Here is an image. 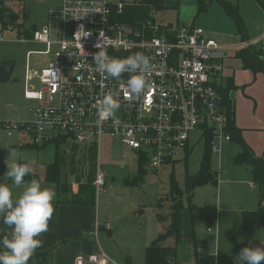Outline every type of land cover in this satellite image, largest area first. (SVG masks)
Masks as SVG:
<instances>
[{
    "label": "built area",
    "instance_id": "built-area-1",
    "mask_svg": "<svg viewBox=\"0 0 264 264\" xmlns=\"http://www.w3.org/2000/svg\"><path fill=\"white\" fill-rule=\"evenodd\" d=\"M131 1L65 0L57 14L50 15L49 23L34 29L28 40L47 46L39 53L51 54L54 45L57 50L46 64L32 68L28 63L25 97L38 101L31 108L33 118L2 123L9 136L29 135L36 146L63 136L86 146L96 145L97 191L106 182L100 158L105 134L137 159L145 156V167L155 170L191 153L195 133L199 134L195 143L203 141L204 148L210 145L212 155L219 157L232 142L218 85L232 48L208 36L194 22L163 23L154 7L142 18L125 20ZM4 29L0 21V39ZM85 33L89 35L83 37ZM99 50L120 59L137 52L148 56L152 70L145 90L137 96L127 87V80L137 73L125 72L119 79L101 74L93 60ZM34 53L30 51L29 57ZM33 80L40 83L39 89L32 87ZM109 92L119 93L121 108L114 117L97 123L99 101ZM221 170L219 165L218 178ZM100 226L97 221L95 233ZM104 227L110 229L109 224ZM75 264L118 263L99 251L77 256Z\"/></svg>",
    "mask_w": 264,
    "mask_h": 264
},
{
    "label": "rangeland",
    "instance_id": "rangeland-1",
    "mask_svg": "<svg viewBox=\"0 0 264 264\" xmlns=\"http://www.w3.org/2000/svg\"><path fill=\"white\" fill-rule=\"evenodd\" d=\"M64 1L24 0L21 3H9L12 15L17 16L15 21L20 27L5 28L3 38L0 39V66L12 65L9 78L3 80L0 77V182L3 181L10 186L12 181L6 176L7 165L35 160L37 165L32 169V173L37 175V180L43 185L51 186L56 191L55 184L45 179L47 166L55 160V144L29 148L27 145L32 144L33 141L29 135L16 133L14 136H9L2 123L30 121L33 118L31 108L36 107L38 101L25 97V75L28 63L32 68L46 64L54 56L57 47L53 46L51 54L39 53L47 49L46 44L29 41L23 31H33L49 23L50 15H56ZM223 1L237 7L246 28V39L242 36L236 18L224 6ZM160 16L165 24H187V21L181 20L180 11L174 9L161 11ZM192 21L207 33H211L217 41L227 44H239L241 40L248 41V39L251 41L264 33V9L258 0H211L208 10L196 12ZM52 38L57 37L52 36ZM255 47L264 52V40ZM30 51L35 53L29 57ZM227 67L225 75L237 76L236 83L239 87L236 95L244 85L250 91L243 94V99L240 98L242 103L240 114L243 121L245 122V119L247 120L255 111L257 99L251 91L260 98L258 102L261 104L260 111L263 113L264 70L252 72L245 68L242 60L236 56L227 61ZM31 85L34 89L40 88V83L36 80H33ZM197 139L199 134H193L190 144L194 148L187 163L185 157H181L174 164H166L160 169L145 167L146 173L143 179L136 182L135 178L138 175L136 154L107 134L103 136L100 158L104 165L106 182L96 192L95 202L99 220L110 226V230L104 227L99 228L100 242L109 253L108 256H112L121 264H124L126 259H131L132 264H145L147 247L170 222L169 219L160 218L161 215L169 214L167 205L159 206L160 198L169 195L172 177L176 179L179 187L185 190L186 172L194 174L199 169L204 143L203 141L195 143ZM68 140L67 144L60 147L61 154L71 162L67 163L63 170L62 179L67 181L64 182L62 193L59 194V198L63 200L68 197V186L75 190V193L79 191L81 181H86V170L91 161L88 158L90 151L86 149V145L79 144L72 138ZM75 143L76 149L72 148V144ZM239 148L240 145L235 141L229 149L225 148L221 156V165L220 157L212 156L211 169L217 173L220 165L223 173L218 185L207 183L197 187L192 197L193 204L199 209L194 226L198 243H191L186 238L180 241L169 238L166 241V245L178 247L176 264H234V257L248 246L243 236L241 211L250 209L243 206L250 205L253 195L257 196L258 191L255 192L249 183L253 180V174L249 175L250 166L236 164L234 161V154L240 150ZM93 153L95 154V150ZM72 160L77 166L76 173L71 171ZM239 179L247 180V187H238L234 180ZM31 180L27 179L25 182ZM19 189L21 188L13 187V193L15 194ZM256 189L259 190L258 187ZM168 200L171 203V199L168 198ZM184 201L187 202L186 194ZM253 204L258 207V196ZM214 224L218 226V236L214 230H208L209 227H214ZM202 239L207 243L200 245L199 241ZM211 250L217 251V256H211Z\"/></svg>",
    "mask_w": 264,
    "mask_h": 264
},
{
    "label": "trees",
    "instance_id": "trees-1",
    "mask_svg": "<svg viewBox=\"0 0 264 264\" xmlns=\"http://www.w3.org/2000/svg\"><path fill=\"white\" fill-rule=\"evenodd\" d=\"M209 1L211 0H198L196 12L200 13L202 11H207L209 7ZM11 2L21 3L24 2V0H0V21L2 22L4 28L11 27V29H15L19 26L15 20H11L12 12L9 8V3ZM258 2L264 8L263 1L258 0ZM131 3L132 4L126 10L124 17L125 20L129 19V21L144 17L148 13V10L153 7L159 10V12H164L167 9L179 11L181 7V0H132ZM223 4L236 18L239 28L242 32V36L246 39V28L237 7L225 1H223ZM23 32H25L27 38L32 36V31L24 30ZM236 56L242 60L245 68L250 69L253 72L264 70V52L255 49L253 45H251V47H244L240 49ZM232 79L228 81L227 87H220V92L223 97V105L229 118L228 131L231 134L232 141H235L241 147V151L235 155L234 161L236 164H245L251 167L253 181L259 189V206L255 210L243 211L242 223L244 228L247 230L252 227H259L264 230V159L262 157L256 156L253 153L249 145L244 141L241 129H239L235 124V104L234 99L231 96V92L234 90L235 86L233 85ZM68 139L69 138L67 136H63L56 138V140L52 142L55 144V160L50 165H48L46 169V181L56 184L60 193H62L64 182H67L66 179L65 181L62 179L64 167L68 165L67 163H71L65 155L61 154L60 147L61 145L67 144L69 142ZM47 144L42 146H46ZM27 147L40 148L39 146L33 144L27 145ZM86 147V149H89L90 151L88 158L91 161L89 168L86 170V181H81L79 191L77 193L71 194V202L75 204L96 203L95 199L97 188L95 185V178L97 172V147L96 145ZM72 148L76 149V143L72 144ZM94 150L95 154L93 153ZM190 154V151H188V154L185 157L186 163ZM84 157L87 156L84 155ZM211 158V147L210 145H206L197 172L194 174L186 172L185 174V190L181 189L176 179L172 177L171 191L169 195L166 197H161L159 200L160 207L167 205L169 208L168 216L161 215L160 218L164 220L169 219L170 222H168V226L165 227L164 231L161 232L160 235L147 247L145 264H176L178 247L177 245H166V241L169 238H175L177 241L186 238L191 243H198L194 226L199 209L195 204H193L192 197L197 187L206 185L207 183H213L217 185L219 182L217 173L211 169ZM146 161L147 160L145 156L140 155L138 157V175L135 178L136 182L143 179V176L146 173ZM71 171L73 173L78 172L77 166L74 165L73 160ZM24 179L25 181L27 179H37V175L31 173V175L26 176ZM68 190L71 192L70 186H68ZM185 194L187 196L186 203L184 201ZM168 198L171 199V203L169 200L167 201ZM125 264H132L131 259H126ZM261 264H264V262H261Z\"/></svg>",
    "mask_w": 264,
    "mask_h": 264
},
{
    "label": "clouds",
    "instance_id": "clouds-1",
    "mask_svg": "<svg viewBox=\"0 0 264 264\" xmlns=\"http://www.w3.org/2000/svg\"><path fill=\"white\" fill-rule=\"evenodd\" d=\"M81 30V29H80ZM79 31L75 38L79 39ZM89 33H85L86 37ZM100 48V44L96 45ZM93 60L97 70L108 78L119 79L125 72L137 73L127 80L128 89L140 95L148 86L147 74L152 70L150 58L137 52L126 58L110 57L105 50L97 51ZM119 93L109 92L99 101L98 121L100 123L114 117L121 108ZM37 165L35 160L24 163H13L8 166L6 176L12 186L0 182V220L11 232L0 238V264H28L35 251L43 244L39 237L49 230V222L55 212L56 191L51 186L43 185L39 180L25 182ZM13 187L22 188L14 198ZM264 262V246L244 247L234 257V264H261Z\"/></svg>",
    "mask_w": 264,
    "mask_h": 264
},
{
    "label": "crops",
    "instance_id": "crops-1",
    "mask_svg": "<svg viewBox=\"0 0 264 264\" xmlns=\"http://www.w3.org/2000/svg\"><path fill=\"white\" fill-rule=\"evenodd\" d=\"M206 34L217 40V38L214 37L211 33L206 32ZM263 35L264 33L258 38H255L251 41L250 39H248V41L241 40L239 44H234V45L219 41L221 44L232 48L230 50V56L225 61V70L228 68L227 61L231 57L236 56L237 52L240 49L244 48V44L252 43V45L255 47L256 45H258V43L264 40L262 39ZM246 38H247V34H246ZM233 47L235 48L233 49ZM224 73L221 79L218 81V85L221 88H225L228 86V81L233 78L232 80L235 88L231 92V96L234 99V104H235V124L239 129H241L243 139L249 145L253 153L256 156L262 157L264 159V111L263 113H261L260 111L261 104L260 102H258V99L260 98L257 96L256 93H253L251 91L252 95H254L257 99L256 107L254 113L251 114L247 120L245 119L244 122L240 114V109H242V103L240 102V98L243 99L242 97L243 94L245 92H250V91L245 87L246 85H244L242 86V90H241L242 92L239 91V94L236 95V90L239 87L238 84L236 83L237 76L225 75ZM233 142L234 141L227 143L224 146L223 151L225 148L229 149V147L232 146ZM239 149H240L239 151H241V147ZM239 151L235 152L234 157ZM221 156L219 158L220 165L222 160ZM25 162H29V161H25ZM221 173H223V169L220 171V177H221ZM249 175H252V169L250 170ZM218 180H220V178H218ZM234 182L236 185H238V187L239 186L247 187L248 184V181L244 179L234 180ZM249 183L255 192L256 191L259 192V190L256 189L257 187L255 186L253 180H251ZM55 186H56V199L54 201L55 212L53 218L49 222V230L45 233H42L41 236L39 237L40 239H42L43 244L40 248H38L35 251L33 257L28 261V264H75V259L79 255L86 256L92 253H97L99 251H103L107 255H109V253L101 245L99 230L97 233H95V224L97 221L101 223L100 228L104 227V224H108L106 222L103 223L102 221L99 220L98 207L96 206V203L75 204L71 202V196H69V194L71 195L72 193H75V190L72 189L70 190L71 192H69L68 197L65 200L60 199L59 198L60 192L58 191L56 184ZM21 191L22 188L16 191V193L14 194V198L18 196ZM258 192H257V196H258V206H259ZM257 196L253 195L252 203L250 205L243 206V207H250V209H243L241 211V219H242L243 211L255 210L258 208L256 204H253L254 199L256 198L257 200ZM214 226H215L214 231L218 236V226L216 224H214ZM243 230H244L243 233L244 240L248 244V246L250 242H252V246H263V242H264L263 229L259 227H252L247 230L243 226ZM10 232L11 229L7 225H4L3 221L0 220V238L8 235ZM200 241H201V243L199 242L200 245L207 243V241L203 239ZM216 247L217 245H215V249L217 250ZM210 255L217 256V251L213 252V250H211ZM108 257L114 260L115 262H117L118 264H121L118 261H116L112 256H108Z\"/></svg>",
    "mask_w": 264,
    "mask_h": 264
},
{
    "label": "water",
    "instance_id": "water-1",
    "mask_svg": "<svg viewBox=\"0 0 264 264\" xmlns=\"http://www.w3.org/2000/svg\"><path fill=\"white\" fill-rule=\"evenodd\" d=\"M198 0H181L180 17L183 21H191L197 11ZM17 18L16 15L11 16V20L14 21ZM11 64L0 66V77L3 80L9 78L11 72ZM201 243V241H199Z\"/></svg>",
    "mask_w": 264,
    "mask_h": 264
}]
</instances>
